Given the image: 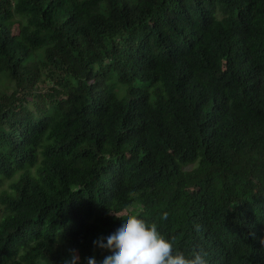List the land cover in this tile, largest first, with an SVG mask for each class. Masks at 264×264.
I'll return each instance as SVG.
<instances>
[{
    "label": "trees",
    "instance_id": "obj_1",
    "mask_svg": "<svg viewBox=\"0 0 264 264\" xmlns=\"http://www.w3.org/2000/svg\"><path fill=\"white\" fill-rule=\"evenodd\" d=\"M128 214L264 264V0H0V264H99Z\"/></svg>",
    "mask_w": 264,
    "mask_h": 264
},
{
    "label": "clouds",
    "instance_id": "obj_2",
    "mask_svg": "<svg viewBox=\"0 0 264 264\" xmlns=\"http://www.w3.org/2000/svg\"><path fill=\"white\" fill-rule=\"evenodd\" d=\"M117 218L125 222L106 238V243L103 237L93 241L94 246L110 253L99 264H206V253L202 251H194L190 257L175 251L173 241L158 231L156 223L149 224L134 214ZM70 253L71 258L64 264H79L77 252ZM87 264H97L96 258H87Z\"/></svg>",
    "mask_w": 264,
    "mask_h": 264
},
{
    "label": "rangeland",
    "instance_id": "obj_3",
    "mask_svg": "<svg viewBox=\"0 0 264 264\" xmlns=\"http://www.w3.org/2000/svg\"><path fill=\"white\" fill-rule=\"evenodd\" d=\"M123 92V91H122Z\"/></svg>",
    "mask_w": 264,
    "mask_h": 264
}]
</instances>
